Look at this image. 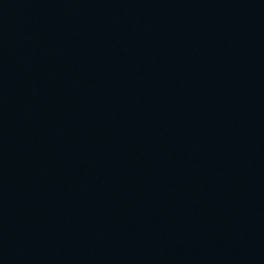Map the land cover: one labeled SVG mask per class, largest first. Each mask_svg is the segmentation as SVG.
Instances as JSON below:
<instances>
[{"label": "water", "instance_id": "1", "mask_svg": "<svg viewBox=\"0 0 264 264\" xmlns=\"http://www.w3.org/2000/svg\"><path fill=\"white\" fill-rule=\"evenodd\" d=\"M0 264H264V0H0Z\"/></svg>", "mask_w": 264, "mask_h": 264}]
</instances>
